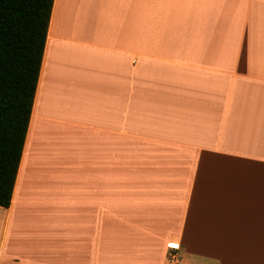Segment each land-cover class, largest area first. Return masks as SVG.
I'll return each instance as SVG.
<instances>
[{
	"label": "crops",
	"instance_id": "obj_1",
	"mask_svg": "<svg viewBox=\"0 0 264 264\" xmlns=\"http://www.w3.org/2000/svg\"><path fill=\"white\" fill-rule=\"evenodd\" d=\"M264 264V0H54L0 264Z\"/></svg>",
	"mask_w": 264,
	"mask_h": 264
},
{
	"label": "trees",
	"instance_id": "obj_2",
	"mask_svg": "<svg viewBox=\"0 0 264 264\" xmlns=\"http://www.w3.org/2000/svg\"><path fill=\"white\" fill-rule=\"evenodd\" d=\"M54 0H0V205L8 207L31 118Z\"/></svg>",
	"mask_w": 264,
	"mask_h": 264
},
{
	"label": "built area",
	"instance_id": "obj_3",
	"mask_svg": "<svg viewBox=\"0 0 264 264\" xmlns=\"http://www.w3.org/2000/svg\"><path fill=\"white\" fill-rule=\"evenodd\" d=\"M182 258L178 251V248L171 247L167 253L166 260L164 264H181Z\"/></svg>",
	"mask_w": 264,
	"mask_h": 264
}]
</instances>
